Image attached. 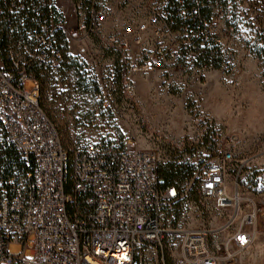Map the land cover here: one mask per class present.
I'll return each mask as SVG.
<instances>
[{
    "label": "built area",
    "instance_id": "2783aa9c",
    "mask_svg": "<svg viewBox=\"0 0 264 264\" xmlns=\"http://www.w3.org/2000/svg\"><path fill=\"white\" fill-rule=\"evenodd\" d=\"M92 2L97 9L101 0ZM224 5L111 0L110 10L124 11L129 24L125 38L111 35L109 41L140 47L138 58L126 60L129 72L229 73L234 53L225 39L237 28ZM66 13L54 0H0V264H146L149 247L157 252L154 264H237L264 232V194L255 200L241 193L238 175L232 177L233 154L224 145L198 175L201 195L218 209H232L222 229H233L222 240L212 239L213 230L166 225V213L185 192L167 184L155 153L138 149L134 139H91L83 127L78 143L63 145L40 105L41 84L32 69L58 70L57 34L72 32ZM102 18L96 11L94 19ZM77 28H84V17ZM130 90L125 84L124 91ZM169 236L179 237L178 257L169 254ZM12 242L22 251L11 253Z\"/></svg>",
    "mask_w": 264,
    "mask_h": 264
},
{
    "label": "rangeland",
    "instance_id": "374dc122",
    "mask_svg": "<svg viewBox=\"0 0 264 264\" xmlns=\"http://www.w3.org/2000/svg\"><path fill=\"white\" fill-rule=\"evenodd\" d=\"M224 7L237 28L236 35L225 39L234 53L229 73L208 70L172 77L159 71L129 72L126 60L138 58L141 49L109 41L111 35L125 38L129 20L124 11L110 10L111 0H101L97 12L103 18L94 19L91 32L85 22L81 30L73 22L71 33H58L60 66L41 72L39 91V101L67 149L79 142L78 131L84 127L91 139H134L138 149L155 153L159 167L188 165L189 177L178 183L185 196L166 213V225L213 230L214 240L233 229H222L232 209H218L203 197L198 175L218 147L224 145L233 154L232 177L238 175L241 193L255 200L264 194V0H227ZM127 83L129 92L124 91ZM26 88H32L31 82ZM169 239V254L178 257L179 237ZM9 251L19 253L22 245L12 242ZM156 254L149 247L146 264H154ZM237 264H264V232L239 254Z\"/></svg>",
    "mask_w": 264,
    "mask_h": 264
},
{
    "label": "trees",
    "instance_id": "16d2710c",
    "mask_svg": "<svg viewBox=\"0 0 264 264\" xmlns=\"http://www.w3.org/2000/svg\"><path fill=\"white\" fill-rule=\"evenodd\" d=\"M71 1H73V3H75V5H77L78 10L81 13H83L85 24H87L88 27L92 28L94 26V23H95L94 16H95L96 11H97L92 0H71ZM216 1H221L222 3L226 4V0L225 1L211 0L212 3H215ZM57 36H58V34H57ZM32 70L35 72L39 81L41 79V72L47 71V70H43L42 68L37 67V66L33 67ZM47 72H49V71H47ZM40 84H41V81H40ZM40 105H41V103H40ZM41 107H42V105H41ZM157 171H158V174L166 180L167 184L175 185L176 187H178L179 182H182L185 179H187L191 173L190 167L188 165H186L185 163H183L182 165L168 164V165H163L160 167L158 166ZM168 259H169V257H168Z\"/></svg>",
    "mask_w": 264,
    "mask_h": 264
},
{
    "label": "crops",
    "instance_id": "0c3cea01",
    "mask_svg": "<svg viewBox=\"0 0 264 264\" xmlns=\"http://www.w3.org/2000/svg\"><path fill=\"white\" fill-rule=\"evenodd\" d=\"M54 4H55V8L58 10V11H62V10H67V13H66V21H65V27L68 29V30H73L72 29V24L73 22H77V24L79 25L81 22H82V19H83V13H81L79 10H78V7L77 5H75V3H73V1L71 0H54ZM77 25V27H78ZM147 37L149 36V33L146 35ZM132 49H137V46L135 45H131Z\"/></svg>",
    "mask_w": 264,
    "mask_h": 264
}]
</instances>
